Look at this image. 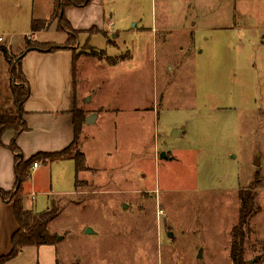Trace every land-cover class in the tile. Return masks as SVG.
Here are the masks:
<instances>
[{"label":"rangeland","instance_id":"rangeland-1","mask_svg":"<svg viewBox=\"0 0 264 264\" xmlns=\"http://www.w3.org/2000/svg\"><path fill=\"white\" fill-rule=\"evenodd\" d=\"M20 1L22 10L0 0V34L11 46L0 49V110L12 106L11 73L27 46L55 47L26 38L31 7ZM106 7L114 34H80L77 42L88 57L78 63L81 107L103 114L105 104H137L150 112L133 133L128 116L116 131V108H108L85 132L87 154L80 134L68 154L81 152L87 163L75 194L62 197L53 186L30 197L42 203L37 212L45 201L59 210L48 230L55 245L15 264H232L238 192L249 189L260 212L248 225L244 261L264 264V0H106ZM64 34L52 28L42 40ZM131 56L137 80L98 67ZM133 144L143 159L130 161Z\"/></svg>","mask_w":264,"mask_h":264},{"label":"crops","instance_id":"crops-1","mask_svg":"<svg viewBox=\"0 0 264 264\" xmlns=\"http://www.w3.org/2000/svg\"><path fill=\"white\" fill-rule=\"evenodd\" d=\"M17 1H19V10H22V3L20 0H13L12 4L14 5V8L16 7L15 5ZM54 2V0H26L24 2L27 6L29 4L31 7L29 21H27V25L31 31L25 35L27 39L31 38V40L40 44L52 43L59 47L65 45L68 39L66 33L59 42L42 40L44 37V39H46L47 33L52 30V28L57 32L64 33L59 30L58 20H53ZM64 16L71 28L83 36H87L86 33L92 35V37H97L98 34H100L106 40L107 36L114 34V31L111 30L112 17L107 16L106 0H91L89 6L86 8L69 7L65 10ZM33 21L45 22L47 23V26L45 29L33 31L31 27ZM198 29L197 24L193 25V32L198 31ZM151 32L157 33L158 28L153 27ZM3 35L0 34V38H2V41H0V49H2L3 53H6L11 46L8 44L6 45V40ZM38 39L39 41L41 40V42H39ZM1 45H4L5 47L1 48ZM78 45L79 44L76 46L77 49L79 47ZM99 50L105 51L106 49L100 48ZM76 52L67 49H59L51 53L31 50L26 52L21 58L20 65L22 72L31 92L30 97L23 104V121L27 130L18 135H15L13 132H7L3 136V145L0 146V189L2 191L8 193L15 192L16 154L10 150L13 141H15L20 150V155L24 160H28L39 153H58L69 148L74 141L73 111L77 108L82 110L86 117L90 115L96 116L94 123H91L90 125L84 123L82 128V152L87 154L84 150L86 144L85 132H87L89 128L97 126L102 119V115L104 113L106 115L109 112V109L116 108L111 110L112 112H116V115L114 116L116 121L115 127L120 123L121 118L124 116L129 117V123H131V126L136 122L134 124L135 126L132 128L133 133L138 131V118L140 115L144 112H150L149 108H144V106H138L137 104H132L131 108L128 107L121 109L114 106L109 108V106L105 104L104 107L101 108L105 110L103 114L83 109L80 104L81 95L78 90V63L82 58L88 57L84 55L77 56ZM133 61L134 56H131L129 60L126 59L116 65L109 66L106 61L98 60V67H106L108 71L112 72V76H114V72L119 75L123 74L127 78L128 74H131V77H135L137 80L139 78L138 74L135 75L132 73V68L136 67L137 64H130ZM130 66L132 68H129ZM4 107L5 106H3V108ZM183 133L184 132H179L176 137L183 135ZM139 149H142V145L133 144L130 146L128 151L130 161L132 159H135V161L143 159V149L141 153L138 152ZM116 152L117 141L112 154L107 153L106 156L113 157ZM37 164L38 167L36 169L31 168V177L24 183V185H28L29 188H31L30 195L28 194V191H26L24 196L23 185L20 197L22 200V206L26 211L41 213L37 211H40L42 203L40 201L39 203H32V199L30 200V197L32 198L34 195L33 190L42 189L45 191V189H48V191H51L53 186H55L58 188L57 190L60 191L57 192L60 196L70 197L75 194L77 187L75 186V165L71 159L48 164L39 161ZM41 165H43V169ZM89 166L94 167L92 165ZM79 177L80 174L78 175V178ZM39 195L44 197L49 194L47 192H42ZM45 204H47V208L43 209H49V201H45ZM35 206L39 210H37ZM49 226L50 223L48 225V230L50 228ZM17 229L18 225L14 217L13 204L0 201V257L10 253L11 237ZM43 247L25 248L8 264H15L23 254H28V256L32 257L37 254V257H40V250ZM56 264H58V260L56 261Z\"/></svg>","mask_w":264,"mask_h":264},{"label":"trees","instance_id":"trees-1","mask_svg":"<svg viewBox=\"0 0 264 264\" xmlns=\"http://www.w3.org/2000/svg\"><path fill=\"white\" fill-rule=\"evenodd\" d=\"M54 17L58 20L59 30L66 33L68 36L67 42L64 46L45 48L40 45H28L24 53H22L12 70V82L10 86V93L12 98V106L4 107L0 112V146H2L3 136L7 132H13L18 135L26 131V125L23 121V104L30 97V87L22 72L20 65L23 55L31 50L39 52L51 53L59 49H67L76 52L79 33L74 31L69 23L66 21L64 13L69 7L86 8L89 6L91 0H54ZM47 24L45 22L33 21L32 30L45 29ZM74 43L75 45H72ZM77 53V52H76ZM77 56L78 53L76 54ZM86 116L80 109L75 108L73 111V127H74V141L69 148L58 153H39L32 156L28 160H24L20 155V150L15 141L12 142L10 150L16 154L15 156V192L8 193L0 189V201L9 202L13 204L14 217L18 225L17 231L11 237V251L9 254L0 257V264H8L14 260L25 248L29 247H43L55 245V238L48 231V225L59 216V210L47 209L42 213H35L33 211H26L22 206L20 192L22 186L31 177L32 166L43 161L44 163H53L65 159H71L75 165V186L78 184V175L87 171V163L83 153L76 152L74 156H69V149L78 140L82 132V127L85 123ZM240 200V207L238 213L237 224L233 227L231 236L232 243L230 249V258L232 264H246L244 261L245 243L249 233V222L257 214L260 209L256 205L257 194L253 193L251 189L240 190L238 192Z\"/></svg>","mask_w":264,"mask_h":264},{"label":"water","instance_id":"water-1","mask_svg":"<svg viewBox=\"0 0 264 264\" xmlns=\"http://www.w3.org/2000/svg\"><path fill=\"white\" fill-rule=\"evenodd\" d=\"M19 61V59H17V61H16V63ZM95 119H96V116L95 115H90V116H88V117H86V119H85V124L86 125H90L91 123H94L95 122ZM178 132H176V131H174V138H176V136H178ZM161 158L162 159H167V157L165 156V153H162L161 154ZM125 208H127V207H125ZM89 233H92V231L91 230H87L86 231V234H89ZM169 237H172V234H169Z\"/></svg>","mask_w":264,"mask_h":264},{"label":"built area","instance_id":"built-area-1","mask_svg":"<svg viewBox=\"0 0 264 264\" xmlns=\"http://www.w3.org/2000/svg\"><path fill=\"white\" fill-rule=\"evenodd\" d=\"M29 40H31V38H29ZM0 41H2V38H0ZM38 167V164L35 163L33 166H32V169H36Z\"/></svg>","mask_w":264,"mask_h":264}]
</instances>
